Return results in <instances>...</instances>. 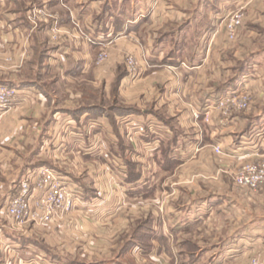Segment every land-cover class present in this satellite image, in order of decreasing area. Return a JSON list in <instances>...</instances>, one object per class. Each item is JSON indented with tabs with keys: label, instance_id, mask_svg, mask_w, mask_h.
<instances>
[{
	"label": "crops",
	"instance_id": "obj_1",
	"mask_svg": "<svg viewBox=\"0 0 264 264\" xmlns=\"http://www.w3.org/2000/svg\"><path fill=\"white\" fill-rule=\"evenodd\" d=\"M228 8H235L228 14L244 13L239 44L227 33L222 38L224 28L211 32L208 50H188L189 38L176 36L181 43L170 48L174 29L161 35L173 21L184 22V35L194 21H210ZM261 21L264 0H0V83L18 91L0 121V264H115L128 254L175 264L189 241L177 234L194 226L219 234L207 264L264 260V192L222 193L231 180L220 175V163L219 195L206 193L203 174L190 176L195 167L214 165L216 144L228 158L264 151V49L245 43L262 32ZM93 28L117 37L124 31L107 64H96ZM128 50L138 63L135 77L123 68L121 52ZM27 65L34 79L15 81ZM95 88L107 103L93 98ZM235 90L251 93L246 111L223 115L211 108L208 121L195 116ZM39 167L63 172L85 203L64 222L16 229L7 195L24 171ZM113 169L118 180L111 184ZM176 174L182 187L175 186ZM190 183L196 187L183 186ZM144 208L149 212L139 216Z\"/></svg>",
	"mask_w": 264,
	"mask_h": 264
},
{
	"label": "rangeland",
	"instance_id": "obj_2",
	"mask_svg": "<svg viewBox=\"0 0 264 264\" xmlns=\"http://www.w3.org/2000/svg\"><path fill=\"white\" fill-rule=\"evenodd\" d=\"M117 1L118 0H112V2H114V3H117ZM233 9H235V8H228L226 11L219 12L218 14H215L216 17L212 18V20H210V21H207L209 18H205L202 21H194L196 25L195 26L191 25L190 30L187 29L186 32L184 33V35L183 34L180 35L181 31L179 30L181 24H183L184 22L183 21H173V22L169 23L168 26L167 25L164 26V28L162 29L163 33H161V35H162V37H164V36L167 37L168 31H172L174 29V31L172 32L173 33L172 38L167 41L170 48L176 47V45H180L181 42H178V44H177L178 40L176 39V37H178V38L188 37L189 38V43L187 45L188 50H195V49H198V50H205L206 49V50H208L211 48V45H210L211 42H209L210 41L209 38H211L209 35L211 34V32L214 35V34L219 33L220 29L224 28L225 31H223L222 33L220 32L223 35L222 38L226 39V37L228 36L229 40L232 41V42L230 41L231 43L239 44L238 42L240 40L239 38H240L241 30L245 24L244 19H243L241 25L237 28V32H236V35L234 38L230 37L228 30H227V27H226V21H227L228 16L230 15V14H228L229 13L228 10H233ZM39 12L40 11H38L36 13H39ZM115 12H117V9H115ZM128 13L130 14L131 12L128 11ZM78 16H80V10H78ZM30 22L35 24L36 27L39 26V21H30ZM115 22L119 23L121 21L118 20ZM188 22H191V21H188ZM247 22H249V21H247ZM261 23L264 24V21L263 22L261 21ZM259 24H258L257 29L259 30V32H261V31L262 32L260 34H257L255 32L253 34V36H250V37L247 36L246 41H245V43H247L248 45L251 44V46L253 47L254 50L255 49H261V50L264 49V36H263L264 26L259 25ZM113 26H114L113 27L114 30H116L117 25L114 24ZM93 29L94 30L89 33V36H90L89 40L91 39L90 43L93 44V46L96 49V64L97 65H103L105 63L107 64V63H109V61L112 58V53L116 52L115 49L117 50V48H118L116 46V43H115L116 40L118 38H120V36L123 34L124 31H122V33H120L119 36L117 37V34L115 33L116 31L115 32H112V31L111 32L110 31L109 32H107V31L101 32L99 30L96 31V28H93ZM53 30H54L53 33L56 34V32H55L56 29H53ZM226 33H227V36H226ZM55 34L53 35L54 37H56ZM161 35H159V37ZM199 36H200V43H198V37ZM233 41H235V42H233ZM215 48L216 49L221 48L223 50H228L229 46L225 47L223 45H221V46L217 45L216 47H214V49ZM101 53H106V56H105V60L103 62L99 63L98 57ZM121 53L123 55L122 60H124L123 68H125L127 70V72L130 73V71L128 69L127 61H128L129 56L134 57V55L132 54V52H129V50L127 52L124 51ZM134 59L136 61V65L138 67L137 60L135 57H134ZM138 71H139V69H138ZM15 74H16V75H14L15 81H18V82H20L23 79L29 78V75H30V79H32V78L34 79L33 76L31 77L29 65H27L21 73H19V74L15 73ZM36 75H37V72H36ZM1 85H7L10 87H13L7 83H0V86ZM93 93L94 94H92V95H93V98L95 100L103 98L104 103L108 102L109 98L106 96L105 92L103 93L99 89L95 88ZM248 94L250 97L249 106L247 108L237 109V110L246 111L250 107L252 96H251V93L248 92ZM17 100H18V98L16 96L13 99V102L9 103L8 105H6V106L0 105V121H2L1 119L4 117V114L7 113L8 111H10L13 106H15ZM223 115H226V114H223ZM214 146H212L213 151L216 155H218V157L216 156V158H213V157L210 158V161L212 163H214V165L209 167V168L206 167L205 170H201V168H198V167H195V169L190 170V174H191L190 176L194 177V179L197 177L198 173L203 174L204 177L201 175H199V176L201 179L205 180L204 181L205 185H206L207 189H209L206 191L207 194H212V195H219L220 194V191L217 190L218 186H216L217 185L216 181L218 179L217 177H219V175L217 174V164L218 163L223 165L220 167V169H221L219 172L220 175L223 173L227 177V179L229 178L231 180L226 186V191L225 192L221 191L222 193L225 194L227 192H232L234 194H240V195H248V194L249 195H252V194L257 195V194H261L262 191L264 192V185H260L257 188H251L250 186L240 185L237 183V176H239L241 173H243V171L246 167H249V166L255 167L257 171H260V170H262V168H264V151L258 152L254 155H249V156L243 154L239 157L228 158V157H224L221 155V154L224 155L223 151L221 153L217 152L215 150ZM51 154L47 153V155H51ZM193 157L195 158V155H192L190 158H193ZM229 160L233 161L235 163V164H231L232 169H228L227 168L228 166H226V165L230 164ZM194 166H197V165H194ZM115 167H117V165H115ZM33 169H35V168H33ZM33 169H28L27 171H24L22 173L21 177L19 178V180L15 183V185L13 187V189H14L13 193H11V195H7L5 207H7L9 201L13 197L18 195V193L20 191V183H21L23 177L25 176V174L29 170H33ZM57 171L66 177L69 185H72L74 190L75 191L77 190V194L82 199H84V194L82 193L81 189H79V187H77L71 181V179L68 178L63 172H61L59 170H57ZM115 171L116 170L113 169V171H111L112 173L109 175V179L111 181V184L117 183V180H118L117 176L116 175L114 176ZM173 174H175V172ZM173 178H174L173 181L176 184L175 186L176 187H182V186H180L181 185L180 184V174H176ZM201 184L203 185V183H201ZM183 186L187 189H192V188L196 187V186H193L192 183H190V185L188 187L186 186V184H184ZM110 188L113 189L112 185H110ZM201 194H204V193L202 192ZM138 201H140V200H138ZM143 204L144 203H140V206L143 207L142 206ZM159 204H160V207L162 208L161 202H159L158 205ZM83 205H84V203H80L78 201V206H77V208H75V210L78 209L79 207L83 206ZM114 205L110 206V208L108 210L112 211V212L114 210H116V205L115 206ZM94 206H95V204L93 205V207ZM88 207H89V205H86V207H83V208H88ZM158 209L160 212V208H158ZM75 210H73L69 215H71ZM144 210H146V209L145 208L140 209L138 215L141 216L142 213L149 212V211H144ZM69 215H67L65 217V219L58 221V222H53V223L64 222V221H66V219L68 218ZM212 225H213V220H211L207 223V228L208 227L210 228V226H212ZM202 229H199L197 226H194V228L192 229V232L190 234L182 233V232L177 234L179 236L178 238L181 242L184 240H188V239H189V241H188L187 245H185V248H183V249L181 247L179 248L180 253L175 251L178 253L174 259L175 264H185L184 261H193L195 258L197 259V257L199 259H201L200 264H204V263L207 264V263H210L213 261L214 255L217 254V251L212 248V243L214 242L213 238L219 236V234L215 235L214 231H212V230L206 231L204 228H202ZM140 237L142 239V235ZM140 237H138V238H140ZM217 238H219V237H217ZM221 238H223V236H221ZM132 255L133 254H128V256H126L125 258H122L121 264H122V262H124L125 264H150V262L148 260L141 259V257L136 256V255H135L136 257H133ZM115 257H116V255H115ZM165 259H168V258L165 257ZM115 261H116V258H115ZM163 262H165V261H163ZM211 264H213V263H211Z\"/></svg>",
	"mask_w": 264,
	"mask_h": 264
},
{
	"label": "built area",
	"instance_id": "obj_3",
	"mask_svg": "<svg viewBox=\"0 0 264 264\" xmlns=\"http://www.w3.org/2000/svg\"><path fill=\"white\" fill-rule=\"evenodd\" d=\"M244 19L242 10L231 13L226 21V27L231 38H234L237 28ZM91 41V39L89 40ZM106 53H101L98 62L105 60ZM131 76L139 74L138 67L134 57L129 56L127 61ZM18 91L14 87L7 85L0 86V105L6 106L13 102ZM249 94L246 90H235L229 92L226 96L218 99L214 105H210L205 112L195 111V116L199 118L205 114L206 120H209V110L222 109L225 114L233 109H244L249 106ZM144 131L143 126L139 127ZM215 150L219 153L223 151L221 145L216 144ZM249 156L250 154H246ZM237 183L240 185L257 188L264 185V168L257 171L255 167H246L239 176ZM80 203H85L75 191L72 185H69L66 177L51 167H39L29 170L20 183V191L13 197L7 207L6 213L12 220L15 228L23 229L26 225H47L58 222L69 215ZM242 264H264L261 258L251 257L248 263Z\"/></svg>",
	"mask_w": 264,
	"mask_h": 264
},
{
	"label": "trees",
	"instance_id": "obj_4",
	"mask_svg": "<svg viewBox=\"0 0 264 264\" xmlns=\"http://www.w3.org/2000/svg\"><path fill=\"white\" fill-rule=\"evenodd\" d=\"M115 264H121V263H120V262L118 263V262L116 261Z\"/></svg>",
	"mask_w": 264,
	"mask_h": 264
}]
</instances>
